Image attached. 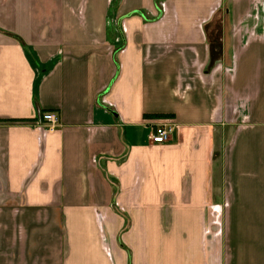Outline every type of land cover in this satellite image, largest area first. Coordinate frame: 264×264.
Here are the masks:
<instances>
[{
  "label": "crops",
  "instance_id": "1",
  "mask_svg": "<svg viewBox=\"0 0 264 264\" xmlns=\"http://www.w3.org/2000/svg\"><path fill=\"white\" fill-rule=\"evenodd\" d=\"M0 264H264V0H0Z\"/></svg>",
  "mask_w": 264,
  "mask_h": 264
},
{
  "label": "built area",
  "instance_id": "2",
  "mask_svg": "<svg viewBox=\"0 0 264 264\" xmlns=\"http://www.w3.org/2000/svg\"><path fill=\"white\" fill-rule=\"evenodd\" d=\"M41 122L45 123L46 131L53 132L58 124V117L54 112L46 111L40 114ZM175 125L172 122H160L154 126L150 138L154 143L170 141L174 132Z\"/></svg>",
  "mask_w": 264,
  "mask_h": 264
}]
</instances>
